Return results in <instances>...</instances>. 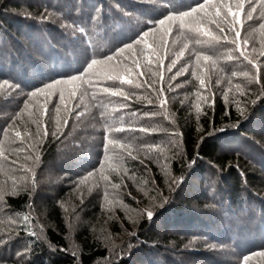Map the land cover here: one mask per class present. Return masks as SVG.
<instances>
[{
	"label": "trees",
	"instance_id": "1",
	"mask_svg": "<svg viewBox=\"0 0 264 264\" xmlns=\"http://www.w3.org/2000/svg\"><path fill=\"white\" fill-rule=\"evenodd\" d=\"M199 2L0 0V83L18 85L0 89V145L7 157L0 158V264H195L201 260L243 264L245 255L251 256L249 264H264V257L258 255L264 251V55L260 54L264 22L246 20L243 10V26H236L241 50L255 67L234 45L189 43L168 71L185 43L174 27L166 37L167 46L160 49L163 64L158 68L153 61L151 72L156 75L138 78L140 88L93 77L94 87L83 103L79 94L74 100L65 94L68 109L75 108L70 115L58 93L47 101L43 96L29 97L47 83L83 73L92 59L134 43L165 16ZM252 4L264 10L259 0ZM209 27L217 34L214 25ZM151 39L159 44V33ZM193 47L212 57L202 60L197 69L206 81L204 87L192 76ZM229 55L234 59L229 60ZM181 67L187 71L176 75ZM153 80L152 87L163 90V108L148 87ZM102 87H122L136 96L125 101L130 107L116 112L120 98L102 94ZM93 91L107 108L95 106ZM145 97L153 103L148 105ZM39 106L44 107L38 111ZM101 112L123 116V126L136 129L114 134L127 136L137 157L125 153L119 174L110 171L104 159ZM145 112L158 115L147 117ZM30 113L41 120V137L45 126L48 135L31 153L20 152L17 164L10 165L17 159L12 149L36 145L37 126ZM26 130L32 139L25 137V143L15 139V131L23 136ZM145 145L159 149L149 152ZM29 154L33 158L25 160ZM37 155L39 161L34 159ZM101 164L107 182L99 171ZM20 165L30 167L35 175L25 173ZM113 184L120 187L114 189ZM83 196L84 206L70 209L69 198L79 201ZM146 209L155 213L152 220Z\"/></svg>",
	"mask_w": 264,
	"mask_h": 264
},
{
	"label": "snow or ice",
	"instance_id": "2",
	"mask_svg": "<svg viewBox=\"0 0 264 264\" xmlns=\"http://www.w3.org/2000/svg\"><path fill=\"white\" fill-rule=\"evenodd\" d=\"M246 0H200L195 6L191 7L188 10L179 11L174 14H169L165 16L163 19L159 20L158 27H154L151 31H144L143 34L135 40L134 43H126L121 47H118L112 54L106 55L99 59H92L90 63L87 64V67L84 69L83 73L79 75H72L66 79H57L53 82L45 84L43 87L37 88L36 90L29 93L30 98L43 96L45 101L48 100V97L53 96L58 93V98L61 104L65 105V110L69 112V115L72 111H75V108L68 109L66 104V93L68 100H74L79 94L80 102L83 103L84 99L89 95V89L93 88V77L103 78V80L119 82V85H129L133 88H140L142 85L137 83L136 80L140 77H146L151 73L152 76H155L156 73L151 72V66L153 61H155L156 66L159 68L163 64L164 57L160 54V49L162 47L167 46L166 37L171 34L173 28L175 27L181 37L184 38L185 43L183 44L182 49L177 54L176 59H173L168 64V71H171L173 67L177 64L178 60L183 56L184 50L189 48V43L193 46L207 44L209 46L218 45L221 43L231 44L235 46V50L239 51L241 57L244 60H247L249 64H254L252 58L245 54V51L241 50V45L238 42L241 36L240 30H237L236 26L240 25L241 27V13L245 8ZM249 4V10L246 13L247 19H253V12L256 11L255 5L252 4V0H247ZM259 3L264 6V0H259ZM43 19H47V17H42ZM210 25L215 26V31L217 34H213V31L210 29ZM261 28H264V24L260 25ZM79 31H83V29H79ZM155 33H159L160 35V43L156 44L154 40L151 38ZM231 34V38L229 35ZM206 38V39H205ZM151 40V42H150ZM246 43V41H245ZM137 46H139L137 48ZM147 53V55L145 54ZM193 54L195 55V65L196 68L192 71V76L199 81L201 87H204L206 81L200 75H198L197 69L200 67V62L209 61L212 59L211 56L204 54L203 52L196 51L195 47H193ZM264 55V51L260 53ZM229 60L234 59L233 56L229 55L227 57ZM142 61H146L144 64ZM191 63V62H190ZM143 68H147L149 70L148 73L142 71ZM136 72V77H133V72ZM187 71V67H181L176 75H182ZM259 72V69H257ZM235 75V73H233ZM245 77L249 76L248 72H244L242 74ZM161 75V79H162ZM175 78V77H173ZM256 83H259L258 77L255 78ZM147 83V80H145ZM155 84L153 80L148 87L152 89L153 92L156 93L157 99H160L162 89L157 91L152 85ZM5 85H8L10 88L18 87V85H11L9 81L5 80L3 83H0V89H3ZM240 86L237 85V88ZM102 94L107 95L108 97H118L120 98L119 107L113 109V111L119 112L122 109L130 107V104L125 103V101H130L133 96H136L134 92H127L123 90L122 87H102L100 89ZM264 94V93H262ZM92 100L97 101L96 107L103 106L107 108L108 105L104 103L103 100L97 99V93L93 91L91 93ZM139 99V97H137ZM147 99V104L151 105L153 101L151 99ZM259 99V97H257ZM256 101H252L255 104ZM111 103V100L108 101ZM213 105L215 101H212ZM166 104V100L160 99V107H164ZM79 104H76V108H79ZM44 106H39L40 108ZM24 108H28L27 102L24 105ZM57 113V125H59V112L60 108L57 106L55 109ZM46 114L45 111L42 115ZM83 113H77V115H82ZM132 117L136 116L135 112L130 113ZM144 116L152 117L158 115L156 112H145ZM241 115H243V110H241ZM20 117V114H17V118ZM30 119L37 126V142L36 145H27L26 149H12V154L16 155V160L9 161L10 165H16L19 160V154L22 151H28L31 153L32 149L35 146H38L39 140L46 138L48 133L45 126V131L43 136L41 137L40 128H41V120L34 117L31 113L29 114ZM101 118L105 121V161H109L108 168L110 171L119 174V167L123 164L124 154L131 159H136L137 157L133 155V147L128 143V137H116L115 133H130L136 131L135 128L125 127L122 122L124 117H113L111 114L106 115L105 112H101ZM110 121V122H109ZM15 123V118L12 122ZM65 125L67 121L65 120ZM120 123L121 126H117ZM11 127V125H10ZM139 131L142 132H155L156 129H147L140 128ZM220 131H224V129H220ZM8 130L5 129L4 135L7 136ZM53 136H56V132L52 133ZM25 137L27 139H32L30 133L25 131V134L22 136L20 131H15V139L19 140L21 143H25ZM59 139L58 136H56ZM111 146V147H110ZM149 152L156 149H159V145H145ZM119 149V150H118ZM143 149L136 148L135 151L139 152ZM0 158L7 159L5 156L4 146L0 145ZM32 155H26L24 157L25 160L32 159ZM35 161H39L40 157L35 156ZM115 161L117 163H112ZM143 161H141L142 163ZM25 173L32 172L34 176L35 173L30 167H25L24 165L19 166ZM99 171L101 172L102 178L107 182L109 177L104 174L105 165L101 164ZM126 171V169H125ZM89 175H93V173H89ZM87 177H85V180ZM112 188L118 189L120 185L113 184ZM107 195V193H106ZM2 199V197H0ZM83 203V201H81ZM147 218L152 220L154 218L155 213L146 209ZM27 219V217L25 218ZM33 235L35 233H32ZM135 235V233H133ZM252 255H257V253H253ZM258 255L264 257V251L258 253ZM251 259L250 255H245L243 257V264H249Z\"/></svg>",
	"mask_w": 264,
	"mask_h": 264
},
{
	"label": "rangeland",
	"instance_id": "3",
	"mask_svg": "<svg viewBox=\"0 0 264 264\" xmlns=\"http://www.w3.org/2000/svg\"><path fill=\"white\" fill-rule=\"evenodd\" d=\"M253 5H255V4H253ZM256 7V6H255ZM244 10H245V15H246V13H247V11L249 10V4H247L246 6H245V8H244ZM253 19H251V20H253V22L252 23H257V22H259V21H262V22H264V10L263 9H260V8H258V7H256V11L255 12H253ZM245 19L247 20V16L245 17ZM264 24V23H263ZM263 31V30H262ZM259 34H260V32H259ZM260 36V35H259ZM86 152H88V151H86ZM87 154V153H86ZM73 198V197H72ZM71 197L69 198V203H70V209H75L76 208V206L79 208V207H81V206H84V204H82L81 203V201H83L84 202V200H83V198H84V196L83 197H81V198H79V201H75V199L73 200ZM119 245V242H115L114 243V246H118ZM222 252H228V251H226V250H221L220 251V253H222ZM210 264L209 262H205V260H201L200 262H195V264Z\"/></svg>",
	"mask_w": 264,
	"mask_h": 264
}]
</instances>
